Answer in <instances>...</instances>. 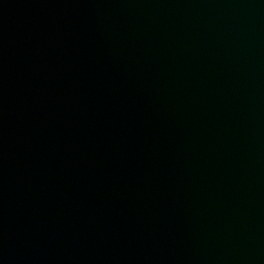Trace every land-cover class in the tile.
Wrapping results in <instances>:
<instances>
[{
    "label": "water",
    "instance_id": "obj_1",
    "mask_svg": "<svg viewBox=\"0 0 264 264\" xmlns=\"http://www.w3.org/2000/svg\"><path fill=\"white\" fill-rule=\"evenodd\" d=\"M0 264H264V0H0Z\"/></svg>",
    "mask_w": 264,
    "mask_h": 264
}]
</instances>
